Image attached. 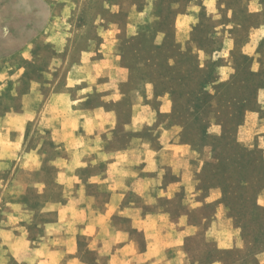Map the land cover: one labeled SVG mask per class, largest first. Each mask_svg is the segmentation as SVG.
Returning <instances> with one entry per match:
<instances>
[{"label":"crops","instance_id":"crops-1","mask_svg":"<svg viewBox=\"0 0 264 264\" xmlns=\"http://www.w3.org/2000/svg\"><path fill=\"white\" fill-rule=\"evenodd\" d=\"M244 1L250 14L264 8V0ZM51 14L50 6L41 30L0 56V96H5L3 87L11 79L13 109L0 116V140L15 141L10 147L0 144V161L16 154L25 125L40 120L58 144L57 182L63 193L57 202L41 194L34 214L46 221L51 213L54 222L44 224L41 241L33 248L26 246L28 254L21 258L26 239L18 227L22 209L17 200H9L0 213L8 225L0 228V248L4 245L9 254L5 261L82 264L84 246V252L97 253L92 264H228L219 253L236 247V233L225 215L221 193L204 190L197 179L214 147L184 138L183 125L173 112V89L156 93L152 81L144 82L130 112L121 117L115 107L122 97L118 89L131 81V71L112 64L109 28L97 37L99 41L91 33L82 48L74 49V39L66 34H48ZM238 38L230 34L222 38V62L214 73L222 84L242 70L231 58ZM263 42L264 22H260L240 46L250 71H264ZM38 43L54 52L38 73L47 81L43 94L36 75L26 74L23 67ZM36 159L35 150L24 154L26 172L37 170L32 164ZM6 186L12 189L18 182L12 179ZM33 186L41 192L48 185ZM258 202L264 204V194Z\"/></svg>","mask_w":264,"mask_h":264},{"label":"rangeland","instance_id":"rangeland-1","mask_svg":"<svg viewBox=\"0 0 264 264\" xmlns=\"http://www.w3.org/2000/svg\"><path fill=\"white\" fill-rule=\"evenodd\" d=\"M50 6L48 34H66L74 39V49L82 48L91 33L99 41L102 31H111L112 64L131 71V81L118 89L122 97L115 107L121 117L130 112L144 82L152 81L156 93L173 89V112L183 125L184 138L194 145L214 147L197 179L204 190L221 193L225 215L236 233V247L219 255L228 264H264V204L258 202L264 194V71L248 70L249 60L240 52L253 26L264 22V8L250 14L244 0H0V56L36 35L49 18ZM227 23V28L222 27ZM225 34L239 37L231 58L242 70L222 84L214 73L222 62L219 51ZM260 49L264 55V42ZM53 53L38 43L31 61L23 63L26 74L36 75L41 94L47 81L38 73ZM11 90L9 79L2 90L5 96H0V116L13 110ZM11 142L15 141L0 140L4 147L12 146ZM16 146L12 158L0 161V213L6 211L10 199L19 202L23 216L18 227L26 234L23 248H33L43 238L44 224L54 222L51 213L46 221L34 214L41 194L57 202L63 193L57 182L60 154L57 142L40 120L25 125ZM28 150L38 155V160L32 161L38 168L31 173L23 168ZM12 179L18 187L11 189L6 185ZM36 182L48 186L39 192L33 186ZM6 226L2 218L0 228ZM82 247L80 262H95L97 253L84 252ZM0 249V264H8L5 246ZM26 249L19 251L20 258L27 256Z\"/></svg>","mask_w":264,"mask_h":264}]
</instances>
